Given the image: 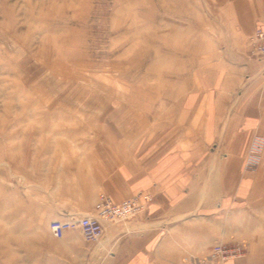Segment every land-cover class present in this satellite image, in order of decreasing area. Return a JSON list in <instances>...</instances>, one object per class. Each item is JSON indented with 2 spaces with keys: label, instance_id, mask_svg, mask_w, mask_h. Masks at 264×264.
Wrapping results in <instances>:
<instances>
[{
  "label": "rangeland",
  "instance_id": "1",
  "mask_svg": "<svg viewBox=\"0 0 264 264\" xmlns=\"http://www.w3.org/2000/svg\"><path fill=\"white\" fill-rule=\"evenodd\" d=\"M235 1L0 0V264H65L41 263L33 247L57 246L49 223L74 218L27 215L46 206L48 168L71 155L59 148L126 128L138 114L164 119L190 90L192 70L213 63L206 55L228 35L225 10ZM243 172L264 181V136L248 137ZM258 192L232 205L231 240L217 241L246 255L220 264H264Z\"/></svg>",
  "mask_w": 264,
  "mask_h": 264
},
{
  "label": "crops",
  "instance_id": "2",
  "mask_svg": "<svg viewBox=\"0 0 264 264\" xmlns=\"http://www.w3.org/2000/svg\"><path fill=\"white\" fill-rule=\"evenodd\" d=\"M227 12L222 27L228 35L206 55L213 63L192 70L190 90L176 97L164 119L152 124L149 115L138 114L126 128L59 148L71 155L61 166L48 162L46 206H32L27 215L78 218L93 214L103 194L118 203L138 192L152 195L145 211L104 224L98 242L84 241L73 228L57 246L37 242V259L198 264L193 254L231 240L232 205L261 197L264 188V181L243 172L248 137L264 136V57L249 41L257 26L264 30V0H237Z\"/></svg>",
  "mask_w": 264,
  "mask_h": 264
},
{
  "label": "built area",
  "instance_id": "3",
  "mask_svg": "<svg viewBox=\"0 0 264 264\" xmlns=\"http://www.w3.org/2000/svg\"><path fill=\"white\" fill-rule=\"evenodd\" d=\"M254 54L264 57V30L257 26L250 38ZM152 201V195L147 192H138L133 196L113 202L108 196L101 195L93 206V214L61 221L54 219L49 223V230L56 238H62L67 229L78 226L81 232L93 240L102 237L104 224L114 225L125 223L139 214H142ZM246 252L239 243L228 244L217 242L209 253L197 258L198 264H220L228 260L240 259Z\"/></svg>",
  "mask_w": 264,
  "mask_h": 264
}]
</instances>
